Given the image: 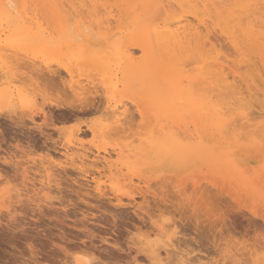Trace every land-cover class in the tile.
Wrapping results in <instances>:
<instances>
[{
	"label": "rangeland",
	"instance_id": "rangeland-1",
	"mask_svg": "<svg viewBox=\"0 0 264 264\" xmlns=\"http://www.w3.org/2000/svg\"><path fill=\"white\" fill-rule=\"evenodd\" d=\"M0 1L28 20L19 32L0 9V264H264V222L255 217L264 215V1L229 0L221 28L201 0H188L186 12L175 0ZM177 22L199 29L187 60L196 64L162 61L152 77L165 72L181 96L165 81L127 88L133 70L160 60L137 35ZM204 40L217 46L205 41L203 51ZM219 55L246 106L236 103L221 131L203 117L195 128L204 103L190 97L196 87L205 99V67ZM75 95L93 109L74 112ZM154 137L163 142L150 144Z\"/></svg>",
	"mask_w": 264,
	"mask_h": 264
},
{
	"label": "bare ground",
	"instance_id": "bare-ground-1",
	"mask_svg": "<svg viewBox=\"0 0 264 264\" xmlns=\"http://www.w3.org/2000/svg\"><path fill=\"white\" fill-rule=\"evenodd\" d=\"M163 1V0H162ZM237 2L238 0H234V2ZM250 2H251V6L252 7H254V4H252V3H255V5H258V2L259 1H261V2H263L264 0H255L254 2L252 1V0H249ZM249 1H247V4H249L250 2ZM258 1V2H257ZM137 2V1H136ZM161 2V1H160ZM175 2H176V4H177V6H179V8L180 9H184V8H186L187 6V4H190V2L188 1V0H175ZM234 2H233V4H234ZM133 3H135L134 1H133ZM170 3H172V1H170ZM201 3H203L202 5H204L205 6V10L207 11V15L209 16L208 18L210 19V22H212L213 21V24H211V26H220V28H221V26H223L222 24H220L221 22H223L224 20H225V14H228L229 13V11H230V3H229V0H201ZM244 4V3H246V2H244V0L242 1L241 0V2H239V4ZM238 4V5H239ZM153 6H154V4H153ZM256 8H258L257 6H255ZM152 8V11L154 10L153 9V7H151ZM151 8H146L145 10L148 12V11H150V9ZM239 8H241V7H239ZM0 9H1V11L3 12V15H5L6 17H7V19H9V21L11 22V23H13V26H12V28L13 27H15V29L16 30H18L19 32H25V30H27V27H26V22H28V20L27 19H25V18H22V17H20V16H17V17H14L13 15H12V12H11V10L8 8V7H6L5 5H3L2 4V2L0 1ZM5 9V10H4ZM234 9V8H233ZM237 9H238V7H237ZM261 9V8H260ZM260 9H258L259 11H260ZM204 10V13L206 12ZM184 11V10H183ZM241 11L244 13V12H246L247 10H245L244 8L243 9H241ZM184 12H186V11H184ZM188 12V11H187ZM237 13V12H236ZM253 13V12H252ZM193 14V13H192ZM233 14H235V12L233 13ZM232 14V15H233ZM205 15V14H204ZM206 15V16H207ZM254 15H258V14H254ZM193 16H194V18H196V20L197 21H199V23H201V24H203V26L205 27V25L206 24H208L209 25V22L207 21V19H202L199 15H197V14H193ZM137 17L139 18V16L138 15H136V16H133L132 18H131V23H135V22H137L138 20H137ZM246 18L248 17V16H245ZM250 19H251V16L249 17ZM248 18V19H249ZM247 19V20H248ZM204 20V21H203ZM242 20L244 21L245 19H243L242 18ZM247 20H246V22H247ZM254 21L256 20V19H253ZM253 20H249L246 24H245V29H242V30H245V34H249V36H253V34H255L256 32H254V30H255V27H256V25L254 24V21ZM206 21V24L204 25V22ZM229 21L231 22V23H237L238 21H239V19H238V17L237 16H232L230 19H229ZM10 22H8V24H10ZM208 22V23H207ZM31 23V22H30ZM240 23V22H239ZM169 25V24H168ZM190 25V24H189ZM238 25H242V24H238ZM30 26V25H29ZM158 27H155V26H152L151 28H149V26H148V29H146L145 31H144V29H143V31H141L142 33H140L139 35H137V36H139L138 37V39L140 40V42H141V48H144V47H148L149 48V51L151 52V54L153 53L154 55H158L159 56V59L160 60H158L153 54V58H156V59H154V62H150L147 66L145 65V66H143V68L141 69V70H138V69H136V70H133V74H131V76L128 78V80L126 81V86H127V88H129V89H133V90H141V89H144L146 86H149V84L150 83H152V84H159L161 81H165L168 85H170L169 87H170V92L172 93V96H173V94L175 93V95L177 96V98H178V96H181L180 95V93L178 92V89H177V87L175 86V82H173L169 77L167 78L166 76H167V74H165V72H161L160 71V77H152V74L154 73V72H156V71H158V68L160 67V65H163V63H162V61H166L167 63H165V65L166 66H177V67H180V66H184V64H187V60H191V58L193 59V56L190 58V56L188 55V53L190 52V45H192L191 44V38H192V36H191V33L192 32H195V31H197L198 32V30L197 29H193V30H191V29H189V27L188 26H186V25H183V24H181V22H177L176 24H175V28H174V26H172L173 28H171V29H169V28H166V30L164 29V30H162V29H159V25H157ZM210 26V25H209ZM236 26V25H235ZM161 27V26H160ZM264 27V26H263ZM11 28V27H10ZM210 28V27H209ZM209 28H208V26H206V31L207 30H209ZM213 27H211V29H212ZM261 28V27H260ZM241 29V28H240ZM12 30V29H11ZM214 30V29H213ZM215 30H217V32L216 33H218V31H219V29H216L215 28ZM256 31V30H255ZM210 32V31H209ZM209 32L207 33L208 35H209ZM211 33V32H210ZM220 33H221V35L222 34H224V30H221L220 31ZM233 33H236V32H233ZM238 33V32H237ZM253 33V34H252ZM259 33V32H258ZM231 34V33H230ZM24 35V34H23ZM208 35H207V37H208ZM234 35V34H233ZM32 36V35H31ZM254 37H256V36H254ZM253 38V37H252ZM260 38V37H259ZM256 40L258 39V38H255ZM261 39H262V36H261ZM136 40V39H135ZM209 40V39H208ZM253 40V39H252ZM251 40V41H252ZM260 40V39H259ZM193 41V40H192ZM206 40H204V42H202V49H203V51H204V49L206 48V46L207 47H209V46H212L213 48H215L214 47V45H216V43H214V45H213V42L211 43L210 41H209V43L211 44V45H209V43L208 44H206V46L205 45H203L204 43H206L205 42ZM35 42H36V44L38 45V46H44V47H47L48 49L47 50H52L54 47H55V45H51L50 44V42L48 41V39H36L35 40ZM254 41H252V43H253ZM256 43V42H255ZM254 43V44H255ZM29 44V43H28ZM136 45V44H135ZM209 45V46H208ZM205 46V47H204ZM217 46V45H216ZM220 46V45H219ZM223 46V45H222ZM221 46V48H223ZM224 46H225V44H224ZM88 47H90V45H88ZM192 47V46H191ZM204 47V48H203ZM217 48V47H216ZM260 49H262V45H261V48ZM263 50V49H262ZM129 51H127V53H128ZM221 52H223L224 53V50L222 49V51ZM262 54H264V53H262ZM93 55V54H92ZM128 55V54H127ZM220 57L222 58V59H226V57H224L223 58V56H221V55H219V57L218 56H213V58H211V61H209V63H207V65H206V67H205V73H204V82H205V84H207V86H206V88L209 90V92L206 94V96H205V99L204 98H200V99H202L201 101H199V96H197V95H199V93L197 92V88L196 87H194V94H195V96L194 97H190L191 99L193 98H197L198 97V99H196L195 101H197V102H201V103H204L203 105H201V104H199L200 106H202V108H201V113L199 112V114L198 115H196V116H193V118L191 119V121H192V123L194 124V126H195V128H196V126H198L199 125V123H200V121L198 120L197 121V118H202L203 119V121H205V125H209L208 127H210L211 125L210 124H212L213 126L215 125L216 126V128L217 129H219L220 131H221V128L222 127H224L225 125H226V123H228L230 120L229 119H232V116H231V113H233L232 112V110H234V106H235V104L236 103H238V107L239 108H244L246 105L245 104H242L241 103V100H240V97H243V93L241 92V89L240 88H237V87H235L234 85H232V84H230V82H228V76H226L225 75V71L226 70H224V66H225V62L222 60L221 62H220ZM263 59V58H262ZM129 61V59H127V62ZM193 64H196L195 63V61L194 62H192ZM191 63V64H192ZM198 63V62H197ZM203 63V62H202ZM189 64H190V62L187 64V66H189ZM190 64V65H191ZM21 68H22V66H21ZM206 69H207V71H206ZM18 70H19V68H18ZM195 70V69H194ZM193 70V71H194ZM64 71L66 72V73H69V70H65L64 69ZM185 73H187V72H185V70H184V72H182L181 70H179V69H177L176 71H175V74H177V75H179V80H180V82L181 83H183V79H184V74ZM200 73V72H199ZM37 74V73H36ZM41 74H42V72L40 73L39 72V74H37V76H38V78H39V76L41 77ZM186 75V74H185ZM197 75H200V74H198L197 73ZM28 76V75H27ZM33 76H34V78H37V77H35V75L33 74ZM45 76V75H44ZM201 76V75H200ZM44 77L42 76V78H41V80L43 79ZM40 79V78H39ZM191 79V78H190ZM189 79V80H190ZM30 80V79H29ZM38 80V79H37ZM41 80H39L38 81V83L41 81ZM33 81V80H32ZM191 81V80H190ZM194 81V80H193ZM193 81H191L192 83H193ZM196 82H197V80H195ZM195 81H194V83H195ZM230 81V80H229ZM235 81V80H234ZM187 82V81H186ZM203 82V81H202ZM233 82V81H232ZM193 83V84H194ZM184 84V83H183ZM182 84V85H183ZM198 84V83H197ZM196 83H195V85L194 86H197L198 87V85H197ZM184 86V85H183ZM182 86V87H183ZM189 87H190V85H189ZM150 88V87H149ZM148 88V89H149ZM184 88V87H183ZM190 89H191V87H190ZM11 90V89H10ZM192 90V89H191ZM190 90V91H191ZM199 90V89H198ZM199 91H201V90H199ZM204 91V90H203ZM192 92V91H191ZM197 92V93H196ZM8 94L10 93V92H7ZM197 94V95H196ZM87 96H89L88 94H86ZM85 95V96H86ZM193 95V94H192ZM81 96V95H80ZM79 96V98H78V96L77 95H75L74 96V98L76 97V98H78L77 100V102L78 103H74V105H76V106H74L73 107V111L75 112V111H83V110H86V109H93V108H91L92 107V105H94L95 104V102H94V104L92 103V102H90L89 100H91V98L90 99H88V98H81ZM83 96V95H82ZM171 96V97H172ZM89 97H91V96H89ZM176 98V99H177ZM188 99V101H191V103H194V101H192L191 99ZM203 99H204V102H203ZM74 100V99H73ZM93 100V99H92ZM76 101V100H75ZM231 101V102H230ZM73 105V104H72ZM61 106V105H60ZM59 106V107H60ZM64 107H66V106H64ZM94 107V106H93ZM236 108H237V106H235ZM63 108V107H62ZM69 108V107H68ZM72 108V107H71ZM70 108V109H71ZM124 109V108H123ZM122 109V110H123ZM249 109L251 110V108L249 107ZM117 110V109H116ZM72 111V112H73ZM90 111V110H89ZM121 111V110H120ZM126 112H127V109L125 110ZM86 112V111H85ZM238 112H240V115H243V117H246L247 116V112H243V111H239L238 110ZM121 113H122V111H121ZM178 113V112H177ZM242 113V114H241ZM122 114H124V113H122ZM131 114V113H130ZM170 115L171 114H174V113H169ZM234 114V113H233ZM115 115H117V112L115 111ZM120 115V114H119ZM126 115H128V114H126ZM132 115V114H131ZM122 116V115H121ZM121 116H118L117 115V118L118 117H121ZM129 116V115H128ZM127 116V117H128ZM231 116V117H230ZM116 117V116H115ZM164 117V116H163ZM162 117V118H163ZM174 117H176L175 118V121H176V119L177 118H180V116H178L177 114H175V116L173 115V117H172V115H171V118H172V120L174 119ZM197 117V118H196ZM122 118V117H121ZM129 119H130V117H129ZM178 120V119H177ZM229 120V121H228ZM163 121H165L164 119H163ZM162 121V122H163ZM170 121H171V119H170ZM169 121V122H170ZM181 121H182V123L183 124H185L187 121H184V120H182L181 119ZM180 122V121H179ZM178 122V123H179ZM190 122V121H189ZM210 123V124H207V123ZM165 122H163L162 124V126H164L165 124H164ZM181 123V122H180ZM186 124H188V127H189V123L187 122ZM24 125V124H23ZM167 126H168V124H166ZM175 125H177L176 123H175ZM191 126V125H190ZM213 126H211V127H213ZM165 128H166V126H164ZM163 128V127H162ZM162 128H161V130H162ZM164 128V129H165ZM168 128V127H167ZM170 128V127H169ZM205 128V127H204ZM204 128L202 127V130H204ZM1 131V130H0ZM163 131V130H162ZM205 131V130H204ZM220 131H219V133H220ZM1 134V133H0ZM161 138L159 137H154L153 138V141L152 140H150V144H152L155 140L156 141H158V142H161L162 140H160ZM152 141V142H151ZM155 141V142H156ZM163 142V141H162ZM169 150V149H168ZM106 152V151H105ZM155 154H156V152H155ZM140 156V155H139ZM74 161V160H73ZM11 162V161H10ZM74 163V162H73ZM140 163H142V161L140 160ZM16 166V165H15ZM23 166V165H22ZM23 168V167H22ZM107 168V167H106ZM48 169V168H47ZM79 169H82V168H79ZM109 169V172L111 173V168H108ZM22 170V169H21ZM25 170V169H24ZM49 170V169H48ZM23 171V170H22ZM25 171H27V170H25ZM44 171H46V172H48L47 170H44ZM101 172H103V171H101ZM101 172H100V174H101ZM22 173H24V174H26L25 172H22ZM49 173V172H48ZM119 174H120V172H119ZM1 175V174H0ZM27 175V174H26ZM26 175H24V176H26ZM2 177V176H1ZM93 182H94V184L97 186V188L99 189V186H100V182H99V179H97L96 177H94L93 178ZM2 183H6V182H2ZM7 184V183H6ZM6 186V185H5ZM4 185H3V187L2 188H4L5 187ZM2 190V189H1ZM9 190H11V191H13L12 189H10L9 188ZM10 196V195H9ZM9 198H11V197H9ZM7 199V200H10V199ZM6 199V198H5ZM7 200H6V202H7ZM217 200V199H216ZM224 201V200H223ZM3 203V201H1V203H0V205ZM5 204V203H4ZM6 204H8V203H6ZM2 206H3V204H2ZM229 208V207H228ZM231 212V211H230ZM230 212H229V214H230ZM233 213H235V212H233ZM227 214V213H226ZM233 215V214H232ZM220 216H221V219H223V220H225V219H227V215L225 216V211H223V210H221V212H220ZM236 216V215H235ZM226 217V218H225ZM230 217H234V216H230ZM255 217L257 218V219H259L260 218V220L262 221L263 220V222H264V215L263 216H257V215H255ZM232 219V218H231ZM233 223V222H232ZM235 223V222H234ZM250 223V222H249ZM219 223H215L214 225H216V227H217V225H218ZM254 224H255V222H254ZM213 225V226H214ZM223 225V224H222ZM258 225V224H257ZM212 226V227H213ZM237 226V225H236ZM235 226V227H236ZM256 226V225H255ZM254 226V227H255ZM259 226V225H258ZM223 227V226H222ZM221 227V228H222ZM224 227H227V226H225L224 225ZM223 227V228H224ZM260 227V226H259ZM211 228V227H210ZM214 228V227H213ZM237 228V227H236ZM251 228H253V227H251ZM262 228V227H261ZM226 228H224V231L225 232H227L226 230H225ZM254 229V228H253ZM256 229H257V227H256ZM259 229V228H258ZM227 230H228V228H227ZM236 230V229H235ZM252 230V229H251ZM220 231V230H219ZM230 231V230H229ZM234 231V230H233ZM221 232H223L222 231V229H221ZM246 232H248V231H246ZM257 232V231H256ZM220 233V232H219ZM218 233V234H219ZM229 233V235H230V233L231 232H228ZM227 233V234H228ZM249 233V232H248ZM247 233V234H248ZM223 233H221V235H222ZM232 234H233V232H232ZM235 234V233H234ZM198 235V234H197ZM200 235H202V232H201V234ZM217 235V234H216ZM224 235V234H223ZM222 235V236H223ZM222 236H221V238H222ZM231 236V235H230ZM245 236V235H244ZM263 236V235H262ZM201 238V237H200ZM233 238V237H232ZM231 238V239H232ZM258 238H259V234H258ZM254 239V238H253ZM260 239V238H259ZM229 240H230V238H229ZM233 240H235V239H233ZM223 241V240H222ZM258 241V240H257ZM260 241H262L260 244H264V237H261V240ZM224 243L226 242V241H223ZM238 243V242H237ZM248 243V242H247ZM257 243V242H256ZM196 244V243H195ZM228 244H230V243H228ZM251 245V244H250ZM238 246V245H237ZM259 246V245H258ZM260 247V246H259ZM264 247V246H263ZM247 248V247H246ZM247 252V251H246ZM249 252V251H248Z\"/></svg>",
	"mask_w": 264,
	"mask_h": 264
}]
</instances>
